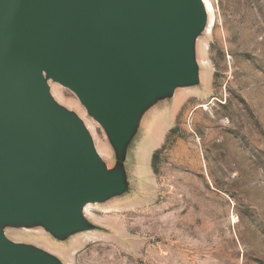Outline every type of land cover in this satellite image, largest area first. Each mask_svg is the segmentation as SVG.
<instances>
[{
  "label": "water",
  "instance_id": "95a60500",
  "mask_svg": "<svg viewBox=\"0 0 264 264\" xmlns=\"http://www.w3.org/2000/svg\"><path fill=\"white\" fill-rule=\"evenodd\" d=\"M203 0H0V264H61L5 230L65 242L96 230L86 205L128 192L126 163L151 110L199 84ZM75 95L114 153L108 169Z\"/></svg>",
  "mask_w": 264,
  "mask_h": 264
},
{
  "label": "rangeland",
  "instance_id": "374dc122",
  "mask_svg": "<svg viewBox=\"0 0 264 264\" xmlns=\"http://www.w3.org/2000/svg\"><path fill=\"white\" fill-rule=\"evenodd\" d=\"M196 42L199 84L151 110L126 163L128 192L91 205L96 230L65 242L5 230L61 264H264V0H209ZM107 166L103 129L74 94L50 83ZM107 154V155H106Z\"/></svg>",
  "mask_w": 264,
  "mask_h": 264
},
{
  "label": "bare ground",
  "instance_id": "6f19581e",
  "mask_svg": "<svg viewBox=\"0 0 264 264\" xmlns=\"http://www.w3.org/2000/svg\"><path fill=\"white\" fill-rule=\"evenodd\" d=\"M203 3H204L205 11H206V14H207V17H208V27H207V31H208V34H209L211 32V27L213 25V17H212V15H213L212 14L213 13V8H212L209 0H203ZM90 208H91V205H86L84 207V212L88 214Z\"/></svg>",
  "mask_w": 264,
  "mask_h": 264
}]
</instances>
